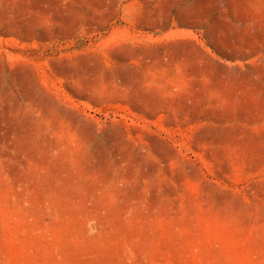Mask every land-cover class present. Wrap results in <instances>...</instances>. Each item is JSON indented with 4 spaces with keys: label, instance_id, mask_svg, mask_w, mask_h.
Returning a JSON list of instances; mask_svg holds the SVG:
<instances>
[{
    "label": "rangeland",
    "instance_id": "obj_1",
    "mask_svg": "<svg viewBox=\"0 0 264 264\" xmlns=\"http://www.w3.org/2000/svg\"><path fill=\"white\" fill-rule=\"evenodd\" d=\"M0 264H264V0H0Z\"/></svg>",
    "mask_w": 264,
    "mask_h": 264
}]
</instances>
